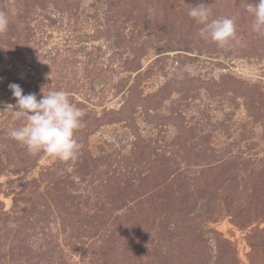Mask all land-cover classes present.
I'll use <instances>...</instances> for the list:
<instances>
[{
    "label": "rangeland",
    "instance_id": "1",
    "mask_svg": "<svg viewBox=\"0 0 264 264\" xmlns=\"http://www.w3.org/2000/svg\"><path fill=\"white\" fill-rule=\"evenodd\" d=\"M258 3L15 0L13 15L0 0V264H264ZM200 4L241 45L202 39ZM11 84L69 94L76 160L10 137L26 124Z\"/></svg>",
    "mask_w": 264,
    "mask_h": 264
},
{
    "label": "clouds",
    "instance_id": "2",
    "mask_svg": "<svg viewBox=\"0 0 264 264\" xmlns=\"http://www.w3.org/2000/svg\"><path fill=\"white\" fill-rule=\"evenodd\" d=\"M83 3L88 7L93 0H83ZM8 5L9 12L15 15V0H8ZM153 11L149 7L148 13ZM246 12L254 17L253 30L264 35V0H259L256 5L248 4ZM188 16L203 26L199 36L205 41L211 40L222 49L241 45L233 19H211V8L204 4L191 7ZM8 25V13L0 11V35L7 33ZM9 89L17 101L14 118L26 120L25 126L10 132V137L25 146L31 156L45 153L62 162L76 160L83 147L76 133L84 127V113L72 105L69 94L63 90L49 91L47 94L42 92L43 98L38 102L35 94L24 95L17 84L9 85ZM9 108L13 109V106L7 105L5 111Z\"/></svg>",
    "mask_w": 264,
    "mask_h": 264
}]
</instances>
